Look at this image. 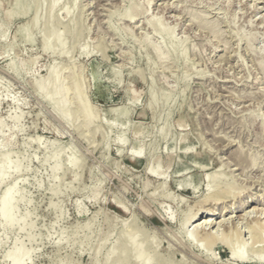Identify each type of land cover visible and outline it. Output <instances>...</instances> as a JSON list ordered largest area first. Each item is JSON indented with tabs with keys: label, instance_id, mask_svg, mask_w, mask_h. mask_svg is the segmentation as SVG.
Instances as JSON below:
<instances>
[{
	"label": "rangeland",
	"instance_id": "1",
	"mask_svg": "<svg viewBox=\"0 0 264 264\" xmlns=\"http://www.w3.org/2000/svg\"><path fill=\"white\" fill-rule=\"evenodd\" d=\"M28 1L5 22L14 2L0 0V172L13 166L0 198L16 200L7 229L0 210V264L15 242L23 264H97L135 227L149 264H264L231 261L224 243L238 227L247 257V226L264 236V0ZM212 175L234 194L214 217ZM201 215L228 221L206 227L213 247Z\"/></svg>",
	"mask_w": 264,
	"mask_h": 264
},
{
	"label": "bare ground",
	"instance_id": "2",
	"mask_svg": "<svg viewBox=\"0 0 264 264\" xmlns=\"http://www.w3.org/2000/svg\"><path fill=\"white\" fill-rule=\"evenodd\" d=\"M23 1L24 0H13V2H14L13 8L6 15L5 22H9L15 16H18V15H26V14L29 13L28 9L25 10V11H23V12H20V10H19V6H20L21 2H23ZM27 4H30V1L27 0ZM38 9H39V6H37L35 15L33 17V22L34 23L37 21L36 18H37ZM52 17H53L52 14H50L49 19H51ZM131 17H133V16H128L127 18H129V20H127V21H130ZM75 25L77 26V24H75ZM73 27H75V26H73ZM72 31L73 30H70V29L64 27V35L70 34ZM48 36H49V39H51L54 42H56V44L59 47L64 48L65 42H64V39L60 42V36H61V33L60 32H55V33H52V34H48ZM23 37H24V40H29V36L28 35H24ZM41 51L43 53L51 52L46 45L42 46ZM31 65H33V60L25 63L24 67L25 68H29ZM57 73H58V69L55 70L50 75V80L51 81L54 79V77H55V75ZM53 94H54V91L52 92L51 96L49 97L50 100L53 99ZM132 100L136 101V98L133 97ZM84 106H85V103H84ZM82 112H83V110H82ZM86 115H88V113ZM89 117H87V120H88ZM20 119H21L20 116H18V117H16L14 119V125L17 128H18ZM89 120H90V118H89ZM2 128H3V123L0 121V130ZM161 136H163V134H161ZM11 137L12 136L10 135L9 137L3 138V142H4L3 148H9V147H11L13 145V140H12ZM119 142H121V140ZM141 151H142V147H139L134 153L130 154L131 159L136 158L141 153ZM12 167H13L12 166V162H9L7 164V166L5 167V170H2L0 172V180L2 178H4V176L7 175V173L10 172V169ZM80 167H81V165L78 164L75 167V170H79ZM20 170H21V166L20 167H17V171H20ZM215 180H216L215 175H212V177L211 176L209 177V181L207 182V184H208L207 186L210 189H212V188L213 189L215 188V189L211 193H209L205 197V200L203 201L204 204L205 203L206 204L208 203L207 205L211 206V209L208 208V209H206L205 212H207L210 215H212V217H214L216 215L214 213V207H218V206H221L222 205L223 206L222 207L223 209H225L226 207L227 208H231L232 205H228V204H231L230 203L231 202L230 200H234V194H232L231 189L229 187H227V185H225L224 183H216ZM90 194L94 197L95 196V190H91ZM8 195H9V189H5V191L3 192V194H2V196L0 198L1 217H2V222L5 225V228L6 229H7V226L13 221V219L11 218L9 212H10L11 207L14 205V202L16 203V200L10 199ZM203 207H204V205H203ZM201 209L202 208L200 206L199 208L195 209L194 212H190L189 211L183 217L182 222H181V226H185V225L193 222V220L196 218V214ZM238 209H240V208L239 207H235V209H233V211H230L229 214L230 213L233 214L235 211H238ZM255 209L251 213L255 212L256 214H259L258 211H260V209L259 210H255ZM225 213H227V210H226ZM251 213H249V212L246 213L245 212L243 215H240L239 217H236V216L235 217L238 219V221L240 220V222L243 221V220L247 221L249 219V216H250ZM210 218L211 217L209 215L206 216V217H203L201 215V218L200 219H201L202 223L201 224H198V222H197V224L199 226L196 224L197 225L196 226L197 229L195 227L194 228L196 230L200 229V231L199 232L197 231V232L198 233H201L205 237V239H204V237H202V235H201L202 239H204V241L206 242V244L208 245V247L209 246L210 247H213V246H215L217 240H214L213 237L211 236L210 233H211L212 230L210 232H208L209 230H206V227L207 226L223 227L224 224L228 223V221L225 220V219H221L220 222L216 223V222H214V220H212ZM21 220H27V217L26 216H23L21 218ZM225 221H226V223H225ZM230 221L232 222V220H230ZM233 223H235V222H233ZM238 223L239 222H237V224ZM246 223L247 222H245L244 225ZM246 225H248V224H246ZM235 228H236V226L233 224L232 229H235ZM237 228L234 230L235 231V234L237 235L236 236L234 234L236 237H233V233L231 232V234L230 233L227 234L229 236H227L228 238L226 240H224V243L227 245L229 259L231 261H235V260H237V259L240 258L241 261L246 262L247 259L256 258V256H258V257L261 258L262 261H264V236H263L262 232H260L262 230L257 231L254 226H247V229H248L247 230V233L250 234V236H251V238L253 239V242H254L253 244L255 246H254V248H251L250 249L249 255L247 257H242V256L240 257V255L238 254L240 252L239 248H241L242 246L240 247V245H242L244 243H242V239H241L242 232L240 230H238L239 228L238 229ZM127 230H129V229H127ZM140 233H141V231L137 227L133 228V230L132 231H129L127 234L125 232L126 235H123L122 237H120L118 239L116 245L113 246L111 249H109V251L107 253L106 259L103 262H98L97 264H132V263L133 264H149L150 263V259H151L150 254H151L152 251H150L148 248L147 249L144 248V245L147 244L148 241H149V239H148L149 237L142 238L138 242L137 239H138V236L140 235ZM198 233H197V235H198ZM26 237H27L26 239L29 242H31L33 240V238H35V237H33V234L31 233V231H28V233L26 234ZM150 240H152V238ZM106 241H107V239H106ZM152 242H154V241H152ZM154 250H153V252H154ZM28 254H29L28 251L26 249H24L22 246L20 248H18L17 247V243L15 242L13 244L12 249H10L5 254L4 258L9 261V264H23V260L26 258V256H28ZM154 258L156 259L157 264H173L172 261H171V258L168 259L169 257L167 258V257H165L164 255H161V254H156L155 253Z\"/></svg>",
	"mask_w": 264,
	"mask_h": 264
}]
</instances>
